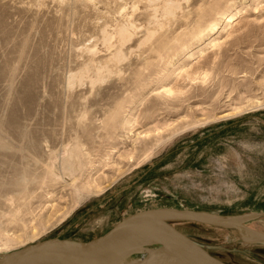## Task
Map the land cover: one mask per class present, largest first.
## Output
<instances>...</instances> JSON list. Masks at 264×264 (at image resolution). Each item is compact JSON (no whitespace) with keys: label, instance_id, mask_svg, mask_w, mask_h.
Instances as JSON below:
<instances>
[{"label":"rangeland","instance_id":"rangeland-1","mask_svg":"<svg viewBox=\"0 0 264 264\" xmlns=\"http://www.w3.org/2000/svg\"><path fill=\"white\" fill-rule=\"evenodd\" d=\"M155 207L264 211V0H0V253ZM171 222L264 264L236 228Z\"/></svg>","mask_w":264,"mask_h":264},{"label":"water","instance_id":"water-1","mask_svg":"<svg viewBox=\"0 0 264 264\" xmlns=\"http://www.w3.org/2000/svg\"><path fill=\"white\" fill-rule=\"evenodd\" d=\"M263 215L264 211L242 215L241 224ZM171 219L232 227L239 231L237 222L209 218L198 211L175 207L147 208L125 215L105 232L89 240L50 237L5 251L0 253V264H111L104 252L112 242L122 239H131L145 246L168 248L185 264H228L179 230ZM247 242L264 243V234L261 239Z\"/></svg>","mask_w":264,"mask_h":264},{"label":"bare ground","instance_id":"bare-ground-1","mask_svg":"<svg viewBox=\"0 0 264 264\" xmlns=\"http://www.w3.org/2000/svg\"><path fill=\"white\" fill-rule=\"evenodd\" d=\"M238 13L239 10H230L228 13L225 14L223 18V20H225V22H223L224 24H221L219 26L213 25L211 27L210 31L212 32V34H210L207 38L201 41V47L197 50L200 55L201 53H204L203 51L205 48L216 47L220 43L223 32H226L227 28L232 27V25L236 24V17ZM191 56L192 54L190 53L188 55V58H190ZM171 91L172 89L170 87L161 88V92L167 94H170ZM72 153L73 152H71V154ZM70 156H68V158ZM74 157L75 156L70 158H73L74 160L75 159ZM68 158L65 159L69 160ZM73 164L64 162L63 164L64 171L66 169L68 170V172L70 171L73 172L71 168ZM199 213L209 218H214L218 220H231L232 222H237L238 223L237 226L240 231L241 240H243L244 242L255 241L257 239L263 238V234L248 229L243 224H241V220L244 218V216L223 217L220 215H214L206 212H199ZM134 254H137V256H134ZM104 256L110 261L111 264H185L184 261H182L177 256V254H175L173 251H171L168 248L162 246H145L131 239L115 240L106 248V251L104 252Z\"/></svg>","mask_w":264,"mask_h":264}]
</instances>
